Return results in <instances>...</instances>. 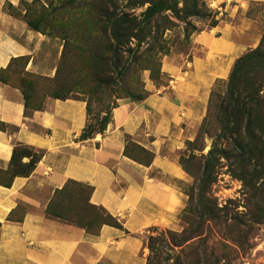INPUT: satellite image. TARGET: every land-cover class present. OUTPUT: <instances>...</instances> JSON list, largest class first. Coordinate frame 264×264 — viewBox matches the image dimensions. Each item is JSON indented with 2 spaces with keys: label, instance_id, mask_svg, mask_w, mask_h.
<instances>
[{
  "label": "crops",
  "instance_id": "1",
  "mask_svg": "<svg viewBox=\"0 0 264 264\" xmlns=\"http://www.w3.org/2000/svg\"><path fill=\"white\" fill-rule=\"evenodd\" d=\"M21 1L0 0V74L13 59L26 58V72L54 78L60 51L6 10ZM218 5L234 21L196 34L189 59L166 63L172 85L160 92L149 81L142 101L119 100L106 130L90 138H82L90 122L83 99L48 97L41 109H27L22 90L0 81V171L8 170L19 145L43 154L29 176L0 184V264H147L149 232L180 227L192 180L178 157L199 134L214 84L227 80L235 62L261 41L250 12L264 0ZM129 141L151 160L125 154ZM69 180L92 187L90 203L123 228L86 229L49 216L50 202Z\"/></svg>",
  "mask_w": 264,
  "mask_h": 264
},
{
  "label": "rangeland",
  "instance_id": "2",
  "mask_svg": "<svg viewBox=\"0 0 264 264\" xmlns=\"http://www.w3.org/2000/svg\"><path fill=\"white\" fill-rule=\"evenodd\" d=\"M172 1L174 7L178 4L177 10L183 8L181 0ZM219 1L202 0L199 16L192 18L171 11L158 13L150 19V37L141 44L133 39L131 43L120 42L119 38L124 36L121 26L115 37L114 26L105 22L103 11L106 7L109 14H117V19L141 18L149 3L131 7L132 0L112 3L110 0H22L18 7L6 6V10L21 20L30 10L29 19L38 22L41 31L48 34L45 36L50 38L52 46L57 53L60 51L56 64L60 79L68 81L69 97L81 98L89 105L88 129L93 132L99 130L100 120L119 100L133 101L141 93L145 98L149 81L160 92L172 85L174 79L163 72L166 63L170 58L184 63L196 34L210 29L214 20L234 21L218 5ZM263 12V6H254L250 12L257 20L261 38ZM26 67L27 61H15L3 77L24 89L29 109L44 105L45 99L53 98L57 92L66 94L60 91L63 85L55 83L53 78L32 75L25 71ZM228 80L218 81L212 87L209 99L213 97V103L210 99L211 104H207L199 134L178 157L192 180L185 188L186 206L179 218V228L149 232L147 248L151 264H264V165H260L264 162L236 151L232 144L236 134L224 128L219 97H223ZM261 95L264 96V89ZM19 146L20 156L39 152ZM143 149L129 141L126 152L149 162L152 155ZM13 173V169L0 172V183H8ZM204 186L205 194L201 195ZM71 193L77 199L72 203L65 197ZM88 193L85 184L72 185L66 195L57 196L52 209L78 223L99 225L104 212L100 207L89 206Z\"/></svg>",
  "mask_w": 264,
  "mask_h": 264
},
{
  "label": "trees",
  "instance_id": "3",
  "mask_svg": "<svg viewBox=\"0 0 264 264\" xmlns=\"http://www.w3.org/2000/svg\"><path fill=\"white\" fill-rule=\"evenodd\" d=\"M132 1H133V4H131V7H137L139 5H143L146 3L150 4L149 7H147L145 13L141 15V18L126 16V17L117 19V14H109L108 9H106V7L104 8L105 11H103L105 22L108 24L112 23V25L114 26L113 31H116L114 34L115 37L117 35L119 25L121 26L124 36L119 38L120 42L124 41L127 43H131L133 39V40H136L137 43L141 44L143 39L149 38L150 33H152L151 28H149L150 19L152 17H155L158 13H161L162 11H171L172 13H175V14L183 13L184 15L187 16V18H192L195 16H199L200 14L199 8H201V5H203L202 0H181L183 3V8H181V10H177L178 4L176 3L174 7L173 4L171 3L173 2L172 0H132ZM110 2L112 3L113 0H110ZM105 5L106 3L104 2V6ZM7 6L9 9L15 8V6L11 4H8ZM28 13H30V10H28L24 14V16H22V18L26 22V24L29 26V28L33 31L42 33L44 35H48L47 33H43L41 31L38 22H35L29 19ZM110 19H111V22H110ZM217 24H218V21L214 20L211 27H215ZM18 60L27 61L26 58L13 59L9 66V70L12 68V65L14 64V62ZM25 65H26V62H25ZM118 67L119 65L116 66V68ZM129 71L130 69L127 70V72ZM59 75H60V72H58L57 70V74L55 75L53 79L55 83L63 85L60 91L66 94H63V93L61 94L57 92L53 95V98L55 99L70 98L68 96L69 90H67V88L69 87V83L66 79H63V78L60 79ZM0 81L4 83L7 82V79L3 77L2 73L0 74ZM20 89H22V87H20ZM263 89H264V36L261 38L260 44L256 49L248 51L246 54H244L242 57H240L235 62L234 67L229 76L226 91L223 97L221 96L219 97V106L221 109V117L224 120V128H229L230 130L228 132L236 134L235 136H233L234 137L233 142H232L233 148L236 151L240 152V154L246 156L247 158H250L251 160H254V161L257 160V162H261V163L264 162V96L261 95V92L263 91ZM22 93H23L24 100H25V107L29 109L30 108L28 107L29 98L27 96V93L24 92V89H22ZM142 95L143 94L141 93V95L135 97L133 101H142L144 99ZM124 99H128V98H124ZM210 99H211V102L213 103L212 101L213 97ZM211 102L209 103L211 104ZM41 108H42V105L38 106L37 108H33V109H41ZM87 109L89 113V118H91L89 105H87ZM112 109L108 111L107 114H105V116L100 120L99 130H95L92 132L88 129L89 125H87V128L85 129V132L83 133L82 138L87 139V138L92 137L95 133H103L106 130L107 125L110 121ZM0 128H2L1 125H0ZM238 129L240 130L242 129V132H239ZM246 138L248 139L247 141H246ZM18 147H16L13 151L11 164L8 170L0 171L2 173H6L10 171V169H13L14 173L12 175L11 180L6 184L0 183L1 185H4L6 187H10L13 179L17 176H29L31 172L34 170L36 164L40 161V159L43 156L41 151L38 152V154L36 155L25 153V154H21L20 156L17 150ZM21 147H26V146H21ZM211 153L212 151L209 153V155ZM125 154H127L126 150H125ZM24 157L31 158L30 162L22 163V158ZM260 165H264V164H260ZM72 185L82 186L83 183L69 180L62 190L57 191L46 211V213L49 216L60 219V220H66L69 223L71 222V224L77 223L78 224L77 226H80L86 229L98 230L103 225H110V226L120 228V229L123 228L122 225L119 223V221L113 216H111L103 208H100V209L104 212L103 214L105 215V217L100 222V224L96 226L95 225L88 226L80 222L78 223L64 216L63 214L59 212L58 213L55 212L52 209L54 200L57 198L58 195H62V194L66 195V193L70 189V186ZM86 187L89 190L88 200H87L89 206L94 207L95 209H99L97 206H94L90 203V196L93 192V188L88 185H86ZM205 188L206 186L203 187L201 191V195L205 194ZM65 197H66V200L71 203L77 200L73 193ZM152 240L153 238L150 237V242H152ZM148 246L153 252L152 245L149 244ZM147 264H151V258H148Z\"/></svg>",
  "mask_w": 264,
  "mask_h": 264
}]
</instances>
